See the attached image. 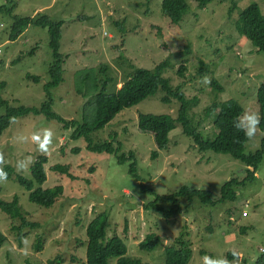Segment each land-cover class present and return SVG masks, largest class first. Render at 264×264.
<instances>
[{"label":"rangeland","instance_id":"rangeland-1","mask_svg":"<svg viewBox=\"0 0 264 264\" xmlns=\"http://www.w3.org/2000/svg\"><path fill=\"white\" fill-rule=\"evenodd\" d=\"M164 1L15 0L13 16L47 15L63 22L61 53L66 64L64 81L52 90L55 113L67 121H92L97 83L98 89H103L105 79H113L106 86L107 92L113 93L137 69L154 70L165 62L164 77L173 87L185 81L186 97L198 100L189 114L205 137L211 138L217 131L215 115L207 117L205 113L214 102L235 100L243 109L260 114L257 94L264 85V54L239 34L236 25L240 11L249 5L258 4L264 15V0H215L202 9L194 0H187L189 12L179 26L164 15ZM6 3L0 0V7ZM13 16L0 13V85L6 84L1 95L12 107H40L46 100L49 67L54 64L50 35L47 29L30 26L11 41ZM103 65L108 66L106 74L101 72ZM181 67L186 69L185 78L179 75ZM213 79L223 86L222 93L213 90ZM165 96L159 89L91 134L95 144L115 140L121 153L128 156L133 151L139 180L129 172L130 160L120 164L115 153L88 151L85 139L72 138L73 128L33 115L11 125L0 139V167L16 169L18 159L31 155L33 163L16 172L33 180L32 165L47 156V181L41 188L62 186L64 190L51 208H44L29 200L30 192L15 177L0 182V200L10 202L17 196L27 220L38 226L26 229L20 241L12 227L22 222L0 211V231L7 238L0 249V264H87V228L103 212L110 216L108 234L117 233L129 247L127 255L144 264H165V247L182 233L192 245L189 264H202L204 255L231 261L233 257L228 255L232 252L238 253V264L257 263L264 254V160L255 182L239 188L237 200L206 207L196 199L187 211L188 201L182 199L181 212L169 218L146 210L155 198L149 190L167 195L188 186L209 190L218 199L223 184L247 176L246 166L231 156L200 152L180 124L169 135L168 149L152 159L157 150L154 136L139 129V116L176 118L180 104L175 99L164 103ZM4 113L0 109V116ZM44 128L53 132L47 151L39 150L31 140L33 133L42 134ZM263 138L258 126L246 153L259 151ZM56 165L70 166L74 178L52 171ZM244 212L249 217L244 218ZM152 233L161 238V244L152 252L141 251L140 243ZM38 236L43 240L41 250L35 247ZM109 264H117V259H110Z\"/></svg>","mask_w":264,"mask_h":264},{"label":"trees","instance_id":"trees-1","mask_svg":"<svg viewBox=\"0 0 264 264\" xmlns=\"http://www.w3.org/2000/svg\"><path fill=\"white\" fill-rule=\"evenodd\" d=\"M5 6L0 7V13H6L13 16V12L17 6L15 0H6ZM198 3L200 9L207 7L215 0H194ZM189 12L187 0H165L163 2V13L171 20L173 25H181L185 21V17ZM30 26L47 29L50 35L49 47L54 59V64L49 68L50 80L45 84L44 90L46 100L40 107H29L19 105L17 107L10 106L9 102L4 100L1 93L5 89L6 84L0 85V109L5 113L0 116V139L11 127V125L21 117L42 116L48 121H54L62 124L64 128L75 129L73 139H85L87 141V150L98 154H116L120 164L131 161L129 172L137 180V163L133 151L127 156L121 153L119 148L115 147V140L95 144L91 138V134L95 131L104 129L120 112L131 108L155 95L159 89L166 92V96L162 101L166 104L177 100L180 104L177 117L171 115H154L140 114L139 129L144 132H150L154 136L157 150L152 153V159L159 157L160 151L167 150L169 147V135L173 132L177 125L180 124L184 134L191 138L200 152L211 151L216 154L228 155L235 160L240 161L246 166L247 176L241 181L231 179L221 187V196L214 199L213 193L209 190L193 189L188 186L181 187L176 192L167 195H158L153 190H149L155 196L154 200L146 205V210L153 211L158 215L166 218L176 216L182 210V199H187V211L193 208L195 200L206 207H216L225 204L230 200H237L239 191L248 183L255 182L260 165L264 160V138L262 140L261 149L255 153H246V145L249 142L242 132H237L232 121L234 117L241 114L243 107L235 100L225 102H214L209 106L205 113L207 117L215 115L214 126L216 134L213 137H205L199 127L194 125L193 119L190 117L191 109L196 106L197 99L189 100L183 92L185 81L178 87H173L168 79L164 77V70L167 63L163 62L154 70L144 68L137 69L133 74L127 77L123 86L116 91L108 93L106 86L113 79H105L103 89H98L94 99V118L92 121L79 123L75 120L67 121L53 110L54 101L52 98V90L57 89L64 81L63 73L66 64V56L61 53L62 27L63 22L53 20L50 16L42 15L39 17H19L13 16V24L10 32V40L16 41ZM237 30L241 36H245L253 46L264 54V15L258 4H252L240 11L237 21ZM108 66L103 65L101 72L108 73ZM185 67H181L179 75L185 78ZM35 82L39 77H31ZM117 86V85H116ZM212 88L215 92L222 93L223 86L216 80L212 81ZM257 101L260 108V115L264 117V85H262L257 94ZM260 131L264 134V119L259 125ZM75 152H79L76 149ZM135 160V161H134ZM48 157H40L31 167L33 180H28L21 174H17L16 169L11 165H5L4 170L8 173V179H15L30 192L29 200L41 207L51 208L57 199L63 194V187L57 186L54 189L45 190L41 186L47 181L46 164ZM71 167L68 165H56L52 167V171L60 174H67L70 178H74L70 173ZM93 170V169H92ZM36 186H39L35 188ZM144 187V186H143ZM240 188V189H239ZM2 187L0 186V193ZM143 192H146L145 187ZM165 205H170L168 210ZM0 211L7 214L12 220H20L22 224L17 227L13 226V231L17 232L18 239L21 241L25 237L26 229H36V224L30 223L23 214L19 205V198L16 196L12 201L6 202L0 200ZM249 215V214H248ZM245 218V217H244ZM110 216L108 212H103L93 218L87 228L88 246H87V264H109L112 258L117 259V264H144L141 260L129 257V247L126 242L118 236L109 235ZM7 242L6 236L0 231V249ZM161 244V238L152 233L140 243L139 249L143 252H152ZM36 249L41 250L43 240L38 236ZM165 264H189L193 250L189 240L185 238V234L177 237L172 245L165 247ZM228 257H233L232 253ZM256 264H264V254L258 259Z\"/></svg>","mask_w":264,"mask_h":264},{"label":"clouds","instance_id":"clouds-1","mask_svg":"<svg viewBox=\"0 0 264 264\" xmlns=\"http://www.w3.org/2000/svg\"><path fill=\"white\" fill-rule=\"evenodd\" d=\"M264 119L258 112L244 109L241 114L234 117L232 126L237 132H242L244 137L252 140L257 133L261 120ZM53 132L50 128H44L41 133H33L31 140L37 144L41 151H47L48 146L52 144ZM23 140L24 137H21ZM34 158L31 155H25L22 159L16 161L17 171L26 170L32 163ZM8 179V173L0 167V182ZM233 260L229 261L226 257H212L204 255L201 257L202 264H238V253L232 252Z\"/></svg>","mask_w":264,"mask_h":264},{"label":"built area","instance_id":"built-area-1","mask_svg":"<svg viewBox=\"0 0 264 264\" xmlns=\"http://www.w3.org/2000/svg\"><path fill=\"white\" fill-rule=\"evenodd\" d=\"M243 217H248L247 212H244V213H243Z\"/></svg>","mask_w":264,"mask_h":264},{"label":"crops","instance_id":"crops-1","mask_svg":"<svg viewBox=\"0 0 264 264\" xmlns=\"http://www.w3.org/2000/svg\"><path fill=\"white\" fill-rule=\"evenodd\" d=\"M249 217V216H248Z\"/></svg>","mask_w":264,"mask_h":264}]
</instances>
